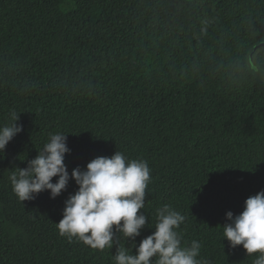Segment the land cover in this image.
Wrapping results in <instances>:
<instances>
[{"label":"trees","instance_id":"1","mask_svg":"<svg viewBox=\"0 0 264 264\" xmlns=\"http://www.w3.org/2000/svg\"><path fill=\"white\" fill-rule=\"evenodd\" d=\"M251 64L264 71V0H0V128H23L0 153V264H114L121 243L135 254L119 234L103 251L59 234L74 180L55 199L16 197L10 175L54 133L67 136L69 174L117 150L148 162L137 247L169 205L202 264H254L221 227L264 191V81Z\"/></svg>","mask_w":264,"mask_h":264},{"label":"clouds","instance_id":"2","mask_svg":"<svg viewBox=\"0 0 264 264\" xmlns=\"http://www.w3.org/2000/svg\"><path fill=\"white\" fill-rule=\"evenodd\" d=\"M22 131V126L15 125L0 128V153ZM70 152L67 136L54 133L27 168L13 171L9 179L19 201L34 200L45 191L55 199L74 180L78 191L66 200L63 218L56 224L59 234L70 242L77 239L93 250L103 251L113 248L119 234L133 242L135 254L121 243L113 257L114 264H202L197 259L202 245L195 240L191 246L181 243L180 228L186 218L169 205L156 210L155 231L137 247L136 238L149 227L148 217L141 211L146 206L151 175L146 160H130L117 150L69 174L65 157ZM226 219L228 223L221 226L223 238L233 249L242 245L248 256L259 254L254 264H264V191L249 197L241 214L234 216L229 211Z\"/></svg>","mask_w":264,"mask_h":264},{"label":"rangeland","instance_id":"3","mask_svg":"<svg viewBox=\"0 0 264 264\" xmlns=\"http://www.w3.org/2000/svg\"><path fill=\"white\" fill-rule=\"evenodd\" d=\"M251 68L259 79L264 81V71H262L257 65L251 64Z\"/></svg>","mask_w":264,"mask_h":264}]
</instances>
